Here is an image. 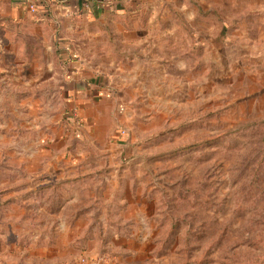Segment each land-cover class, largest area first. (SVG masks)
<instances>
[{
    "label": "rangeland",
    "instance_id": "rangeland-1",
    "mask_svg": "<svg viewBox=\"0 0 264 264\" xmlns=\"http://www.w3.org/2000/svg\"><path fill=\"white\" fill-rule=\"evenodd\" d=\"M47 3L0 18V264H264V0Z\"/></svg>",
    "mask_w": 264,
    "mask_h": 264
},
{
    "label": "crops",
    "instance_id": "crops-1",
    "mask_svg": "<svg viewBox=\"0 0 264 264\" xmlns=\"http://www.w3.org/2000/svg\"><path fill=\"white\" fill-rule=\"evenodd\" d=\"M33 1L34 0H0V18L11 16L13 18L22 19L27 14V10L29 9V7L33 5ZM253 14L254 15L259 14V11L254 10L252 8L246 12V15H253ZM59 58L63 63L70 61V57H68V54H66V52H62L60 54ZM72 78L78 79L79 78L78 72H75V71L71 72L69 79H72ZM129 78L131 81H133L134 84H136V82H138V79L140 77H139V75H137V71H135L134 73L129 74ZM88 84H89V82H88ZM87 88L88 87L86 85H80V86H78L77 89H72L71 87H69V91L67 93L70 95H74L75 91H77L80 94V93H83L84 91L87 92V90H86ZM102 91H104V90H99L96 92L90 91L91 96L88 97V101H90V100L92 101L93 98H96L95 95H97V93L101 94V96H102V93H103ZM110 92H111V90H109L108 93L103 95V96H107L105 99L104 98L102 99L103 101L104 100L111 101L110 99H114V97H113L114 95L110 94ZM93 96H95V97H93ZM96 100H97V98H96ZM102 100H100V101H102ZM123 105H124L123 103H119L117 108H119L122 111H125V107Z\"/></svg>",
    "mask_w": 264,
    "mask_h": 264
},
{
    "label": "trees",
    "instance_id": "trees-1",
    "mask_svg": "<svg viewBox=\"0 0 264 264\" xmlns=\"http://www.w3.org/2000/svg\"><path fill=\"white\" fill-rule=\"evenodd\" d=\"M48 1H51L52 3L58 4V3H61V2H72L74 0H48ZM83 1L84 0H78V2H83ZM37 8H38L39 12H41V11L48 12L49 9H50V6L47 3V0H40V4L37 6Z\"/></svg>",
    "mask_w": 264,
    "mask_h": 264
},
{
    "label": "built area",
    "instance_id": "built-area-1",
    "mask_svg": "<svg viewBox=\"0 0 264 264\" xmlns=\"http://www.w3.org/2000/svg\"><path fill=\"white\" fill-rule=\"evenodd\" d=\"M30 8L32 9V11H35V6L34 5L30 6Z\"/></svg>",
    "mask_w": 264,
    "mask_h": 264
}]
</instances>
